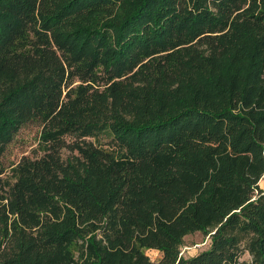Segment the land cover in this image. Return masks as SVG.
I'll return each mask as SVG.
<instances>
[{"label":"trees","instance_id":"trees-1","mask_svg":"<svg viewBox=\"0 0 264 264\" xmlns=\"http://www.w3.org/2000/svg\"><path fill=\"white\" fill-rule=\"evenodd\" d=\"M263 176L264 0H0V264H264Z\"/></svg>","mask_w":264,"mask_h":264},{"label":"rangeland","instance_id":"rangeland-1","mask_svg":"<svg viewBox=\"0 0 264 264\" xmlns=\"http://www.w3.org/2000/svg\"><path fill=\"white\" fill-rule=\"evenodd\" d=\"M42 125L29 123L24 125L16 133L13 140L6 147L2 160L6 167V175L9 173V166L18 162L22 157H34L39 154L37 152L38 134ZM259 186L264 190V176L259 181ZM209 246V238L204 237L200 232L188 234L184 237V245L181 248V253L188 257L199 251L206 249ZM145 254L151 260H158L161 256L160 252L155 249H146ZM246 257V256H245Z\"/></svg>","mask_w":264,"mask_h":264}]
</instances>
